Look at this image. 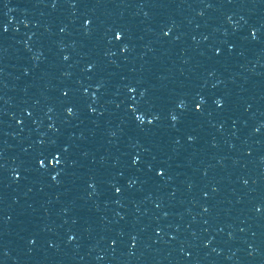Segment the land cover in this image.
<instances>
[{
    "label": "water",
    "instance_id": "1",
    "mask_svg": "<svg viewBox=\"0 0 264 264\" xmlns=\"http://www.w3.org/2000/svg\"><path fill=\"white\" fill-rule=\"evenodd\" d=\"M0 264H264V0H0Z\"/></svg>",
    "mask_w": 264,
    "mask_h": 264
}]
</instances>
